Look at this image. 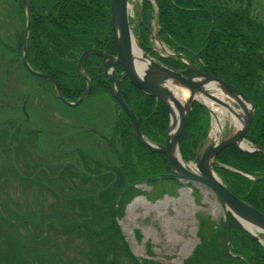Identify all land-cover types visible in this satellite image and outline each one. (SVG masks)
<instances>
[{
  "label": "trees",
  "instance_id": "trees-1",
  "mask_svg": "<svg viewBox=\"0 0 264 264\" xmlns=\"http://www.w3.org/2000/svg\"><path fill=\"white\" fill-rule=\"evenodd\" d=\"M251 3L252 0H141L138 18L130 19V24L146 54L186 76L195 75L192 66L200 70L204 66L210 74L232 84L249 98L254 105V114L245 140L251 146L264 149V19L252 13ZM110 11V0H29L28 64L33 70L48 74L68 101L75 102L84 93L88 80L90 92L78 106H67L58 99L51 81L27 73L35 77L40 87L53 99L69 109H78L90 99L109 97L117 107L110 129L121 131V134L114 133L111 137L100 136V129L94 126L99 118L98 113L93 111L94 107L91 112L84 113V120H89L88 126L82 124L70 138L75 137L78 143H85L77 140L76 133L96 132L103 139L107 154L103 149L94 152L96 148L91 145L83 148L77 143H68L72 151L69 154L76 156L79 164L61 159L63 154L58 153L51 163L42 160L34 166L53 179L66 178L60 196L74 212L70 214V219L75 221L77 230L100 247L91 253L88 258L91 262L158 264L152 259L139 260L129 250L118 219L135 197L148 195L160 198L165 194H175L183 183L172 175L164 154L146 149L135 139L127 114L112 97V84L104 74L102 57L88 54L80 73L77 72L79 56L89 48L116 53ZM15 12L21 21L20 30L14 34L15 43L8 46L0 40V44L20 60L27 20L22 0H16ZM154 16L158 21L156 30L159 39L175 56L161 57L153 50L149 31ZM114 70L120 82L121 96L134 112L144 137L155 144L163 143L169 124L166 103L144 94L131 84L120 65ZM25 101L26 98L21 111L28 117ZM210 122L208 109L194 101L178 141L185 161H192L196 151L204 145ZM98 123L107 122L99 120ZM25 127L11 118L0 120V132H5L6 137L2 144L5 151L10 150L12 145L31 140L35 135H45L38 129ZM101 131L104 135L109 130ZM62 143L55 141L54 147L59 148ZM212 170L232 193L264 214V152L243 151L235 144L226 146L215 155ZM75 175H82L84 179L93 177V193L79 194L78 188L75 190L76 187L72 186ZM144 185L150 190L142 189ZM187 185L191 187V183ZM88 219L94 221L93 226L78 227ZM202 220L199 232H202ZM49 224L52 225L51 222ZM260 238L264 241V233L260 234ZM220 239L221 242H218ZM202 246L201 239L182 264H219L220 250L236 264H264V244L250 235L229 212H225L221 224L212 227L210 248ZM40 263L34 261L33 264ZM53 263L54 258H49L47 264Z\"/></svg>",
  "mask_w": 264,
  "mask_h": 264
},
{
  "label": "rangeland",
  "instance_id": "rangeland-1",
  "mask_svg": "<svg viewBox=\"0 0 264 264\" xmlns=\"http://www.w3.org/2000/svg\"><path fill=\"white\" fill-rule=\"evenodd\" d=\"M15 4L16 0H0V40L8 46L15 43L14 34L21 28ZM139 4L140 0H130L129 13L134 19ZM251 11L264 19V0H252ZM153 47L156 52L164 53L159 44L152 42ZM25 98L28 117L21 111ZM59 102L27 73L16 55L0 44V120L11 118L25 129L28 126L45 133L12 145L5 151L2 148L6 141L5 132H0V264H33L34 261L47 264L49 258H54L53 264H95L88 258L100 247L76 229L75 221L70 219L74 212L60 196L66 178L53 179L34 165L42 160L53 161L58 153L63 154L61 159L79 164V159L69 154L72 151L68 143H77L83 148L91 145L96 148L94 152L103 149L107 154L105 143L96 132L78 131L77 140L85 143H78L70 135L82 124L88 126L89 120H84V113L91 112L94 107L98 121L107 122L99 124L96 121L94 126L100 129L98 134L102 136L101 130H109L104 133L109 137L114 133L121 134L120 130L110 129L117 110L109 97L87 100L78 109H69ZM220 122L223 138L235 132L228 117H222ZM209 137L207 141L211 140ZM55 141L63 143L57 148L54 147ZM75 177L72 186L78 188L79 194L93 193V177ZM181 182L183 186L175 194L160 198L135 197L118 219L129 250L139 260L147 258L158 264H182L201 239L202 248L209 247L212 227L224 220L225 207L212 189L198 182H191V187L187 182ZM142 189L150 190L145 185ZM202 218L204 224L199 232ZM93 224L94 221L88 219L78 227L88 228ZM220 251L219 264L235 263Z\"/></svg>",
  "mask_w": 264,
  "mask_h": 264
},
{
  "label": "water",
  "instance_id": "water-1",
  "mask_svg": "<svg viewBox=\"0 0 264 264\" xmlns=\"http://www.w3.org/2000/svg\"><path fill=\"white\" fill-rule=\"evenodd\" d=\"M23 3L27 11V25L25 28V34L27 33L29 27V1L23 0ZM111 8V27H112V36L116 47V55H111L98 50L95 48H90L85 50L78 59L77 72L80 73V68L84 58L90 54L95 53L102 57V64L104 69L105 76L113 83V86L110 88L112 91L113 98L121 106V108L126 112L130 119L131 128L136 140L143 145L145 148L153 152L162 153L167 157L172 175L184 179L187 182H199L203 185H206L217 195L222 204L225 207V210L233 215V217L240 223V225L253 237L261 240L256 233L250 232L240 221V218H243L250 225L261 228V233H264V214L257 210L252 205L243 201L235 194H233L220 180L216 173L212 170V162L215 155L225 148L226 146L236 144L241 150L252 152V151H262L263 148L253 147L252 149H247L241 146V142L245 138V134L248 130L249 124L253 118V109L254 105L251 103L249 98H247L241 91L235 88L232 84L226 83L224 80L215 77L210 74L207 69L202 66V70L197 67L192 66V69L195 71V75L186 76L181 71L175 70L169 66L162 64L160 61L151 58L144 52V56L149 59V65L147 69L142 73L138 74L134 68V59H133V41L136 40L132 32V28L129 24V15H128V0H110ZM26 47L24 41V51L21 57V62L25 69L33 75L45 77L51 81L55 87L57 97L66 105L77 106L81 101L89 94L90 91V81L88 80V86L84 93L75 102H70L66 100L60 93V89L55 81L46 73L38 72L33 70L26 60ZM143 51V50H142ZM120 65L123 68L125 76L128 81L132 83L135 87L140 89L144 94L158 98L166 103L169 108V114L171 112L169 101L175 104L180 110V124L175 132V134L168 138V129L164 143L154 144L147 140L144 135L141 133L138 127V122L134 112L127 106L123 100L120 93V82L115 73L114 67ZM213 79L217 81L221 88L226 92L232 94H238L242 99L247 101L250 104L251 111L248 112L246 120L242 128L235 133L231 134L228 137L223 138L220 136L216 142H208L201 149L197 150L194 162L196 163L198 172H192L188 169L183 168L173 157L172 149L174 147L178 148V141L183 133L185 128L187 114L189 109L194 101H198L207 107L212 114V110L203 102L195 98H189L184 106H181L179 101L174 97L172 92L164 85V82L169 78H174L183 84L185 87L189 88L191 91L201 90L202 81H198V78ZM208 94V93H206ZM181 155V154H180ZM182 157V156H181ZM183 159V158H182Z\"/></svg>",
  "mask_w": 264,
  "mask_h": 264
},
{
  "label": "bare ground",
  "instance_id": "bare-ground-1",
  "mask_svg": "<svg viewBox=\"0 0 264 264\" xmlns=\"http://www.w3.org/2000/svg\"><path fill=\"white\" fill-rule=\"evenodd\" d=\"M130 6L131 5L128 3V9L127 10H128V15L129 16H131L130 13H129ZM139 12H140V5H139V11L137 12V14ZM152 21H156V16L153 17ZM156 22L158 23V21H156ZM156 29H157V25H152L151 24V29L149 31V40H150V42L151 43L155 42V43L159 44V46L162 49V51H164V53H161L162 55L175 56V53L169 47H167L165 43H163L159 39L158 31ZM135 39H136V37H135ZM114 45H115V43H114ZM98 50H101V49H98ZM115 50H116V47H115ZM142 50L143 49L139 46L137 40H134L133 41V46H132L133 59H134V68H135L136 72L139 75L142 74L147 69V67H148V65L150 63L149 59L144 56V53H143L144 50L143 51ZM111 55H116V53L115 54H111ZM197 80L198 81H202L203 80V84H202V89L201 90L191 91L189 88L185 87L183 84H181L179 81H177L174 78L167 79L164 82V85L172 92V94L174 95V97H176V99L179 101L181 106H184L185 103L188 101V99L192 97V98L198 99L199 101H201L204 104H206L209 108H211L214 116H213V121H212V127L210 126L207 138L210 135L209 138L211 139V133H210L211 128H212V130H211L212 131V135L214 136V138L211 139V140H214L216 138V133L218 132V130L219 131L221 130V125L222 124H221L220 121L222 120V117H225V116L228 117L232 121V123L234 124L235 132L240 130L242 128V126L244 125V122L246 120L248 112L251 111L250 104L247 101H245L244 99H242L241 96H239L238 94H232L230 92H226L225 90H223L221 88L220 84L217 81L213 80V79L206 78L204 80V77H203V78H198ZM206 93H208V94H206ZM169 104H170L171 112L169 114V124H168L167 129H168V138L171 139V137L175 134V132L177 131V129L179 127V124H180V110L171 101H169ZM113 108L117 109V107L115 105H113ZM253 112H254V109H253ZM129 121H130V119H129ZM207 138H206V140H207ZM240 144H241L242 147H245L247 149H252L253 147H255V146L249 145L246 142L245 138ZM171 153H172L173 157L176 159V161L183 168L188 169V170H190L192 172H198L196 163L194 162L195 158L192 161H185L184 159H182V157L180 155V150H178V148H176V147H174L172 149ZM196 153H197V151H196ZM179 181L187 182L184 179H179ZM187 183H191V182L189 181ZM194 184H197V182L194 183ZM200 184L203 186L202 183H200ZM75 190H77V188H75ZM225 212H227V211H225ZM240 221L242 222V224L245 226L246 229H248L252 233H256L259 236V238H260V234H261L260 231L262 230L261 228L253 226V225H250L243 218H240ZM260 239L261 240H259V239L258 240L261 243L264 244L263 239L262 238H260Z\"/></svg>",
  "mask_w": 264,
  "mask_h": 264
}]
</instances>
